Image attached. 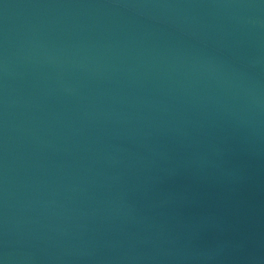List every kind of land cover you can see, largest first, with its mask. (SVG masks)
Returning a JSON list of instances; mask_svg holds the SVG:
<instances>
[{"label":"water","instance_id":"1","mask_svg":"<svg viewBox=\"0 0 264 264\" xmlns=\"http://www.w3.org/2000/svg\"><path fill=\"white\" fill-rule=\"evenodd\" d=\"M0 264H264V0H0Z\"/></svg>","mask_w":264,"mask_h":264}]
</instances>
